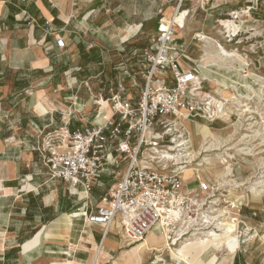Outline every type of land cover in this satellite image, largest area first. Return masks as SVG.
Returning a JSON list of instances; mask_svg holds the SVG:
<instances>
[{
  "label": "rangeland",
  "instance_id": "obj_1",
  "mask_svg": "<svg viewBox=\"0 0 264 264\" xmlns=\"http://www.w3.org/2000/svg\"><path fill=\"white\" fill-rule=\"evenodd\" d=\"M104 1L109 11L92 13L98 29L83 38L86 51H82L85 55L79 56L82 61L79 65L88 67L76 71L80 75L75 86H86L89 90L82 89L80 103L83 106L77 108L84 111L80 112L82 122L75 119L78 124L88 125L94 121L88 93L97 96L103 89L102 83H113L116 75L114 68L125 52L127 55L123 60L127 65L132 63L130 52L144 45L147 37L155 31L160 16L157 15L159 3L155 0ZM199 4L192 3V9ZM171 11L172 7H164V12ZM180 33L188 44L189 55L197 60L196 70L204 90L213 97L224 99L230 111L222 121L212 124L202 120L186 122L191 139L189 153H198L200 129L204 126L216 137L224 140L230 135L232 137L217 151L202 150L200 156L195 155V159L188 156V162L191 161L188 169L192 170L187 177L188 190H196L194 179L198 174L200 179L210 184L212 191L208 194L196 191L188 210L187 225L171 228L170 233L165 234L171 240L150 250L142 257L141 264H264V0H215L203 9L190 12ZM61 35L68 41V48L75 51L76 44L70 35L63 32ZM194 35L200 36L203 41L193 40ZM221 48L233 52V55H220ZM94 49L98 51V58L93 63L89 55ZM122 49L125 52L120 53ZM213 80L223 88H217ZM79 81L83 83L79 84ZM102 94L104 97L108 95ZM45 98L52 105L51 110H60L55 112L57 116L68 114L60 103H64L63 100L49 95ZM44 136L39 144L34 145L35 151L36 148L42 149ZM53 143L56 144L55 141ZM35 153L41 161L39 152ZM208 162L210 165H207ZM42 167L45 171L43 164ZM103 180L107 181L106 178ZM54 188L59 191V203L66 214H77L74 217H79L77 209L85 203L79 200V195L70 193L58 182ZM94 194L89 198L92 205L100 200L97 197L93 199ZM233 219L234 228L228 224L224 232H219L217 225L221 220L229 222ZM203 228L216 231L218 235L230 230L234 233L227 235L220 247L219 243L208 246L195 261L190 262L189 258L186 263L176 257L179 247L193 239L191 235L198 233L197 238L205 240L203 237L207 231H195ZM153 234L151 242L155 241V237L162 236L157 231ZM109 237L119 244L110 264H120L117 260L123 252L143 242L129 244L117 232ZM193 250L191 248L190 256ZM98 260L99 264H103L102 258Z\"/></svg>",
  "mask_w": 264,
  "mask_h": 264
},
{
  "label": "built area",
  "instance_id": "obj_2",
  "mask_svg": "<svg viewBox=\"0 0 264 264\" xmlns=\"http://www.w3.org/2000/svg\"><path fill=\"white\" fill-rule=\"evenodd\" d=\"M155 1L160 15L155 31L130 52L131 64L123 60L127 52L120 50L126 54L114 68L113 83L103 88L107 97L101 92L92 99L94 121L72 129L68 113L61 127L46 133L42 149L36 148L49 181L84 194L85 203L77 209L83 221L103 226V236L117 224L118 234L132 245L153 231L164 235L187 225L196 191L208 194L212 188L198 174L196 190L187 188L183 171L191 163V139L186 122L212 124L230 113L224 99L204 90L197 60L180 33L190 12L215 0ZM194 2L200 4L192 9ZM165 6L172 7L169 16ZM60 32H53L54 41L64 49ZM192 39L203 41L198 35ZM68 98L74 106L76 97ZM72 115L82 122L79 112ZM102 187V197L92 205L90 195Z\"/></svg>",
  "mask_w": 264,
  "mask_h": 264
},
{
  "label": "crops",
  "instance_id": "obj_3",
  "mask_svg": "<svg viewBox=\"0 0 264 264\" xmlns=\"http://www.w3.org/2000/svg\"><path fill=\"white\" fill-rule=\"evenodd\" d=\"M106 7L104 0H0V264H99L100 258L110 264L118 249L111 230L103 236V226L66 214L56 182L45 178L34 152L46 132L68 119L44 108L45 95L68 104L60 102L71 113L72 129L81 125L72 113L84 111L77 106H83L82 89L89 88L75 86L76 71L88 67L79 65V56L86 51L83 38L98 29L92 13ZM54 31L68 33L75 51L65 38V48H57ZM97 52L89 55L93 63ZM88 94L92 106L95 96ZM69 95L77 99L74 106ZM104 191L95 189L93 199ZM76 194L84 200L80 190Z\"/></svg>",
  "mask_w": 264,
  "mask_h": 264
},
{
  "label": "bare ground",
  "instance_id": "obj_4",
  "mask_svg": "<svg viewBox=\"0 0 264 264\" xmlns=\"http://www.w3.org/2000/svg\"><path fill=\"white\" fill-rule=\"evenodd\" d=\"M164 14H165V16H169L170 12H164ZM182 16L183 15L181 14L180 17L177 18L178 21H180L182 19ZM219 54L222 56H229V55H233V52H228L225 49L221 48L219 50ZM213 83L217 88L221 87L220 84L218 82H216L215 80H213ZM221 88H223V87H221ZM225 96H227V95L225 94ZM43 103H44V108L46 110H51L52 105L49 104L48 100L44 99ZM102 105H103V107H105L106 103L102 101ZM108 115H109V111L106 112V116H108ZM231 137H232V135L228 136L225 140L222 138L216 137L215 135L212 134V132H210V130L207 127L204 126L200 129L199 138L201 139V141L199 144L200 146L198 149V153L197 152H190L188 154V156L191 159H195V155L197 154L200 156L201 153H199V152L202 150H203V152H209L210 150L217 151L218 147H221ZM189 157H187V158H189ZM204 160H208V159H204ZM207 165H210V163L208 162ZM191 171L192 170H189L188 167L184 169L183 174H184V178L186 180H187L188 175H190ZM205 223H207V222H205ZM234 223H235L234 219L231 221L229 220V222L228 221L226 222L225 220H221L220 224L217 225V228H219V232L221 231V233H222V232H224V230L228 224L230 225L231 228H234L235 227ZM110 230L113 232L115 231L118 234L119 233V226L117 224L116 225L112 224L110 226ZM195 231L196 232L197 231H207L203 237V238H205V240L197 238L198 233L191 235L192 236L191 238H193L194 240L191 239L190 241H187V243L182 244L181 247H179V250L176 251L177 252L176 257H178L183 262L187 263L189 261V258H191L190 262L197 260L199 258V256L201 255V253H203L207 249L208 246L219 243L218 247H220L221 245H223L225 243V237L233 232V230H230V231L225 232L223 235H218L216 231L208 230L207 228L206 229L205 228L197 229ZM152 237L154 238V235H152V233L151 234L149 233V239L146 238L137 247L123 252L117 261L120 264H141L142 263V257L145 254H147L150 250L164 246L166 244L165 242L171 240L168 236L166 238V235L164 234L162 236L155 237V241L151 242ZM121 239H123V237H121ZM176 240L177 239H175L174 241H171V245H173V243H175ZM191 248L194 250L190 256Z\"/></svg>",
  "mask_w": 264,
  "mask_h": 264
},
{
  "label": "trees",
  "instance_id": "obj_5",
  "mask_svg": "<svg viewBox=\"0 0 264 264\" xmlns=\"http://www.w3.org/2000/svg\"><path fill=\"white\" fill-rule=\"evenodd\" d=\"M34 152H36V151L34 150Z\"/></svg>",
  "mask_w": 264,
  "mask_h": 264
}]
</instances>
